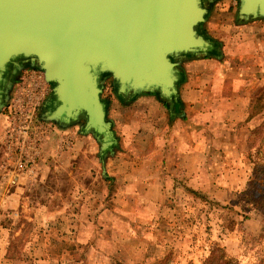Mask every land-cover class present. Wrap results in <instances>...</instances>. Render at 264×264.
Listing matches in <instances>:
<instances>
[{"label": "crops", "instance_id": "obj_1", "mask_svg": "<svg viewBox=\"0 0 264 264\" xmlns=\"http://www.w3.org/2000/svg\"><path fill=\"white\" fill-rule=\"evenodd\" d=\"M231 1L218 0L217 17L207 22L219 53L180 61L176 103L150 94L128 103L116 93L103 99L117 141L111 155L101 156L92 135L57 124L71 140L67 149L50 138L32 173H16L12 182L0 111V231L25 249L23 257L0 243V264H48L55 241L65 248L51 264H125L116 257L125 245L158 262L175 239L166 225L167 215L179 214L173 196L221 209L244 197L257 148L253 131L264 123V19L227 14ZM25 229L31 232L24 238ZM191 235L179 244L190 248ZM195 251L186 264L198 261Z\"/></svg>", "mask_w": 264, "mask_h": 264}, {"label": "water", "instance_id": "obj_2", "mask_svg": "<svg viewBox=\"0 0 264 264\" xmlns=\"http://www.w3.org/2000/svg\"><path fill=\"white\" fill-rule=\"evenodd\" d=\"M214 1L0 0V111L20 71L40 69L53 85L41 119L79 124L101 156L111 155L117 141L102 78L124 100L150 94L176 103L180 61L206 57L214 45L199 30ZM237 3L239 19H264V0Z\"/></svg>", "mask_w": 264, "mask_h": 264}, {"label": "rangeland", "instance_id": "obj_3", "mask_svg": "<svg viewBox=\"0 0 264 264\" xmlns=\"http://www.w3.org/2000/svg\"><path fill=\"white\" fill-rule=\"evenodd\" d=\"M229 1L233 2L231 0H223V2L225 3H228ZM217 2L218 0L214 1L212 4L209 5L206 20L199 28V30L204 34L209 35V30L207 29V22H209L208 19L217 17L218 13L214 11L215 7H217ZM237 4V0H235V3L233 4L231 10L227 9L226 7H223L224 5L221 8H226L227 11L225 12L227 14H236L237 12L235 9H237ZM216 49L218 50V47H216ZM179 67L180 65L178 66V68ZM111 83L112 80L110 77L102 78V99H107V95H114L115 89L114 92H111V94H109V89L112 85ZM131 100L132 99H126L124 100V102L128 103ZM79 126L80 125L77 124L71 126L70 128L76 127L80 130ZM260 138L261 139H258L256 136H252V145L254 147H257L258 145H263L264 147V127L263 133L261 134ZM136 143H138L139 145V142ZM252 152V156L256 155V149ZM253 157L254 159H256L255 156ZM173 200H175V205L179 206L177 209L179 214L174 213L172 220L168 218V215L166 216L169 220V223H167L166 225L172 228L171 230L175 236L174 243L169 244L168 246L166 259H161L158 262L150 260L146 261V259H142V255L144 253H139V251H135V249L138 247L130 245H125V247L122 248L125 252L119 253L116 257L120 258L125 264H186L188 259L186 258V256L189 254L188 257H193V250H196L195 253L198 251L197 257H200L209 250L208 248L213 247L223 248L228 256L235 257L237 260L241 261L242 264H264V235H262L261 233L264 227V218L258 213L256 209L249 210L250 205L248 202L244 201V197L237 198L236 200L233 199L232 203H227L225 207H229L228 209H221L218 206L212 205L214 203L212 202L211 204L209 200H206L205 202L204 199H197L194 200L195 202H192L182 197L175 198L173 196L171 201ZM189 209L193 212H190ZM175 218L179 219L176 222L178 223V227L180 226L179 228L175 225V222H173ZM183 226H185V230H183ZM187 227L190 228L189 231ZM174 228L178 229L180 233H178ZM243 230H246V234L244 235V237L242 234ZM138 231L135 230V232ZM29 232H31L29 229H25L23 231L22 236L24 238L27 237L29 235ZM0 233V240H2L0 241V243L2 244V242L4 241L10 242L11 245L9 246V251H17L20 255L22 254L24 257L25 249L24 247L13 245V240L11 238L12 233H10L8 236L4 235V233H2L1 231ZM149 233V231H145L144 235H148ZM188 233L195 234L194 236L191 235L192 244L190 245V248H188V246L185 247V245L182 246L181 244H179V237H182V235L187 236ZM162 234L164 233L162 232ZM260 235L262 236L259 238ZM242 237L245 238V253L241 256V243L243 241ZM187 242L188 241H186L185 243ZM194 245H197L196 248H194ZM63 248H65L64 243H62L61 241H55L54 247L51 250L53 262L56 259L55 257L59 254V251ZM148 249V257H154V245L149 246ZM144 257L146 258V256ZM96 259H100V257H97ZM52 261L50 260L48 264H51ZM109 262L110 261H107V263ZM195 263L196 262H194L193 264Z\"/></svg>", "mask_w": 264, "mask_h": 264}, {"label": "built area", "instance_id": "obj_4", "mask_svg": "<svg viewBox=\"0 0 264 264\" xmlns=\"http://www.w3.org/2000/svg\"><path fill=\"white\" fill-rule=\"evenodd\" d=\"M53 85L42 70L22 69L2 109V142L6 157L13 166L7 168L15 181L16 173H32L41 150L54 138L59 150H66L71 140L51 121L41 119L42 107L52 94ZM10 170V171H9Z\"/></svg>", "mask_w": 264, "mask_h": 264}, {"label": "trees", "instance_id": "obj_5", "mask_svg": "<svg viewBox=\"0 0 264 264\" xmlns=\"http://www.w3.org/2000/svg\"><path fill=\"white\" fill-rule=\"evenodd\" d=\"M217 44L214 43L212 50L210 51L209 56H215L219 52L216 49ZM105 102V100H104ZM106 104V103H105ZM262 126L256 128L253 131V135L256 136L258 139H261L260 136L263 133ZM263 140V139H262ZM256 155L252 167V176L249 183L246 185L244 191V201L248 202L250 205L249 210H257L260 215L264 218V147L263 145H258L256 148ZM262 235H264V230L261 231ZM260 233V234H261ZM260 235L259 238L262 236ZM257 238V239H259ZM245 240V238H244ZM242 244V249L244 250V242ZM209 250L205 252L204 255L198 256V261L195 264H242L241 261L237 260L235 257L228 256L223 248H208ZM244 252H241V256L244 255ZM193 264V263H189Z\"/></svg>", "mask_w": 264, "mask_h": 264}, {"label": "flooded vegetation", "instance_id": "obj_6", "mask_svg": "<svg viewBox=\"0 0 264 264\" xmlns=\"http://www.w3.org/2000/svg\"><path fill=\"white\" fill-rule=\"evenodd\" d=\"M213 48V47H212ZM20 65H22V64H20ZM24 69V68H23Z\"/></svg>", "mask_w": 264, "mask_h": 264}]
</instances>
